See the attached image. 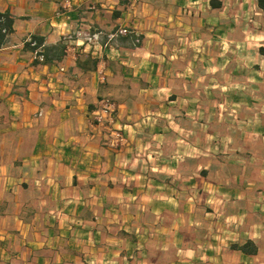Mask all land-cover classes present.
I'll list each match as a JSON object with an SVG mask.
<instances>
[{
    "label": "crops",
    "instance_id": "0c3cea01",
    "mask_svg": "<svg viewBox=\"0 0 264 264\" xmlns=\"http://www.w3.org/2000/svg\"><path fill=\"white\" fill-rule=\"evenodd\" d=\"M4 11L0 264H264L258 0H0ZM120 27L140 43L112 37ZM33 34L46 61L25 47Z\"/></svg>",
    "mask_w": 264,
    "mask_h": 264
},
{
    "label": "trees",
    "instance_id": "16d2710c",
    "mask_svg": "<svg viewBox=\"0 0 264 264\" xmlns=\"http://www.w3.org/2000/svg\"><path fill=\"white\" fill-rule=\"evenodd\" d=\"M259 6L264 10V0H258ZM14 17L8 11L0 12V48L7 42L8 35L13 31ZM44 37L33 34L25 42V47L33 50L35 54V62H43L48 59V55L44 49ZM40 56L42 58H40ZM108 99L113 102L112 98L104 97L102 100Z\"/></svg>",
    "mask_w": 264,
    "mask_h": 264
},
{
    "label": "built area",
    "instance_id": "2783aa9c",
    "mask_svg": "<svg viewBox=\"0 0 264 264\" xmlns=\"http://www.w3.org/2000/svg\"><path fill=\"white\" fill-rule=\"evenodd\" d=\"M116 33H120V34H129V33H134L133 30H131L128 27H120L116 30L115 33H112L111 36H115ZM134 37H133V43L135 45L139 44L141 39L139 37V35H137L136 33H134ZM87 37L90 39L91 35L88 33ZM40 58H42L40 56ZM114 103L108 99H104L101 102L100 108L98 109L97 113H95V120L97 123L100 122H109L112 121L114 119ZM115 132V131H114ZM117 133V131H116ZM117 135L119 136V138L117 139H122V137L120 136V133H117Z\"/></svg>",
    "mask_w": 264,
    "mask_h": 264
},
{
    "label": "rangeland",
    "instance_id": "374dc122",
    "mask_svg": "<svg viewBox=\"0 0 264 264\" xmlns=\"http://www.w3.org/2000/svg\"><path fill=\"white\" fill-rule=\"evenodd\" d=\"M244 46V45H243ZM245 47V46H244ZM245 54H249V53H247L245 50L243 51V54L241 53V55L239 56L240 58H241V60H243V61H245L246 63H247V61L249 60V57H248V55H245ZM251 60V59H250ZM245 71L243 70V73H244ZM247 88V87H246ZM241 90H242V86H241V88H240ZM245 89V88H244ZM226 91L227 90H229V89H225ZM258 103V102H257ZM256 103V104H257ZM246 106H251V105H246ZM94 120H95V118H94ZM96 121V120H95ZM105 122L106 121H104L103 122V125H105ZM115 131V133L114 134H112V138H113V140H115V141H117L118 142V144L121 142V140L122 139H117V138H119V136L117 135V133H120V136L123 138V133H122V131L120 130V129H115L114 130ZM116 131H117V133H116Z\"/></svg>",
    "mask_w": 264,
    "mask_h": 264
}]
</instances>
